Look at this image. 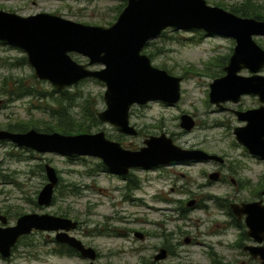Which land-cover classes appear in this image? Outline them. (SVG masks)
<instances>
[{"label":"rangeland","instance_id":"1","mask_svg":"<svg viewBox=\"0 0 264 264\" xmlns=\"http://www.w3.org/2000/svg\"><path fill=\"white\" fill-rule=\"evenodd\" d=\"M207 1L217 5L219 1L231 4L242 0ZM256 1L264 6V0ZM125 3L126 0H0V9L24 16L48 12L87 24L109 26L116 21ZM255 40L264 48L263 36H256ZM235 43L231 37L207 34L202 30L166 29L159 38L151 41L148 48L145 47L144 52L150 56L149 51L154 50L155 57L151 59L155 66L183 78L180 100L176 104L154 100L145 105H134L130 121L140 132L137 136L121 133L114 125L100 120L91 130H104L107 137L132 150L143 146L146 137L164 132L173 138L175 144L219 155L225 159L223 163L193 162L187 166L173 165L152 171L133 168L131 178L125 179L108 169L99 157L39 153L18 146L13 141H3L0 142V209L7 212L10 224L14 225L16 219L25 213L67 214L66 217L80 222V226L71 234L96 249V264H147L161 245V240L154 237L140 240L132 230H157L145 225V218L160 216L145 206V199L152 207L163 206L162 203L153 202L151 196L155 192L162 188L169 189L175 182L177 186L187 184L196 188L207 181L210 185L203 192L227 195L237 201L255 198L253 189L264 186V160L248 154L236 139L234 129L243 121L226 108L217 107L216 110V104L208 100L211 83L221 77L220 59L227 63ZM72 56L81 63L88 62L82 55L74 53ZM101 67L99 64L91 66L93 69ZM240 72L242 75L252 74L248 69ZM260 73L264 74V69ZM6 77L8 88L13 89L12 83L22 79L32 93L25 97H9L5 93L7 88L6 91L2 88ZM105 88L102 82L89 78L66 88L67 92L63 93L49 81L36 77L25 51L0 40V99L4 100L0 105V128L18 120H48L55 110L60 111L61 103L65 106L63 111L82 120L83 106L87 100L92 105L91 110L98 112L106 107L103 98ZM259 103L257 96L247 94L238 103L231 102L225 106L236 110L258 106ZM182 114H189L196 121V127L191 131H185L180 126ZM46 163L54 166L62 179L55 189L52 203L41 206L37 196L47 181ZM217 170L222 171L223 179L211 180L208 173ZM232 178L247 184L246 187L237 186L236 189ZM209 204L214 213L201 227L217 231L220 217L215 212V201ZM196 214L199 218L205 216L202 211ZM177 224L183 223L178 220ZM186 229L193 237L203 230L191 223ZM54 237L55 232L34 230L19 240L10 257L4 258L0 253V264L88 263L79 254L60 252V243ZM235 238L232 233L222 237L223 241L229 243L237 240ZM211 240L212 243L217 242L214 237ZM181 244L180 249L188 251L190 255L182 252L184 259L169 257L166 260L168 263L208 264L202 252L206 250L204 246ZM220 251L229 261L248 260V256L241 255L240 249L222 247Z\"/></svg>","mask_w":264,"mask_h":264},{"label":"water","instance_id":"2","mask_svg":"<svg viewBox=\"0 0 264 264\" xmlns=\"http://www.w3.org/2000/svg\"><path fill=\"white\" fill-rule=\"evenodd\" d=\"M168 28L197 29L235 40L225 74L210 85V101L221 107L227 101L238 103L243 95L259 97L260 107L235 111L247 123L236 127L234 133L251 154L264 160V74L260 73L264 68V48L255 40L256 36L264 37L263 19L240 16L207 0H127L116 21L109 26L87 24L48 12L24 16L0 9V40L25 51L38 79L49 81L57 90L89 78L102 82L106 87L103 95L106 107L97 112L99 120L130 136L139 134L130 121L134 105L154 100L176 104L181 98L183 78L155 66L144 52L147 44ZM74 53L86 57L88 62H79L72 56ZM97 64L102 67L91 68ZM242 69L252 74L242 75L239 73ZM194 126L193 117L183 114L181 127L191 130ZM4 139L39 153L99 157L108 169L123 176L133 168L149 169L176 160H222L221 156L201 149L183 148L166 133L150 135L136 150L110 139L104 130L67 134L35 128L26 132L0 129V140ZM45 169L47 183L38 194L41 206L52 203L60 180L58 171L50 163L45 164ZM217 177L216 172L210 175L215 180ZM232 206L237 215L248 214L249 234L262 241L264 202L233 203ZM0 218L6 221L3 215ZM78 226L79 221L66 216L22 214L15 225L0 227V253L10 257L22 236L41 230L56 232L57 242L74 248L88 260L87 264H96V249L71 234ZM136 236L142 239L143 233L136 231Z\"/></svg>","mask_w":264,"mask_h":264},{"label":"flooded vegetation","instance_id":"3","mask_svg":"<svg viewBox=\"0 0 264 264\" xmlns=\"http://www.w3.org/2000/svg\"><path fill=\"white\" fill-rule=\"evenodd\" d=\"M219 63H221V76H223L225 74L224 68L227 65V63L224 64V60L222 61V59H220ZM257 98L260 102L258 106L255 105V106L240 108L236 110L246 111L248 109H255V108L260 107L262 103L258 96ZM208 100L210 101V96H208ZM0 101H2V103L4 102L3 99H0ZM211 103L214 105L216 104L213 102ZM228 103H231V101L221 103V107H219L216 104L215 105L216 110H218L219 108H226L227 110L235 113L236 111L235 109H233L230 106L228 107L225 106V104L227 105ZM182 115L180 116V120H181ZM246 123H247L246 121H243L242 125H239L236 127L244 126L246 125ZM180 126H181V121H180ZM195 127H196V121H195V126L193 128ZM0 129L12 131L7 128V125L5 126V128H0ZM191 130L185 129V131H191ZM26 131H16V132H26ZM3 141H9V140L7 139L0 140V142H3ZM244 148L246 152H248V154L253 155L250 153V151L245 146ZM186 149H197V148H186ZM209 154H212V153H209ZM224 160L225 159L223 157H222V160H217L213 158L183 159V160L172 161L168 164L158 165V166H155L149 169H145V168L143 169H145V171H152V170H161L167 167H171L173 165L176 167L187 166L193 162L211 163V162L217 161V162L223 163ZM45 172H46V169H45ZM179 172L180 171H178V173ZM215 172L218 173V177L216 180L223 179L224 175L221 170H217ZM215 172L208 173L209 178H210V175ZM180 174L185 176V174L183 173H180ZM131 175L132 173L130 170L129 174L125 176L123 175L121 176H123L125 179H130ZM210 179L215 180L212 178ZM232 181H233V184L236 186L235 187L236 189H237V186L244 188L247 185V184H243L242 181L238 182L237 180L233 178H232ZM46 183L47 181L45 182V184ZM171 185L172 186H170L169 189L162 188L160 191L155 192L151 196L153 202L157 204L162 203L163 206L156 205V207L155 206L152 207V204H147V200L145 199V206H147V209L156 214H160V216L156 217L155 219L150 218V217L145 218V225L153 226L157 228V230H150V229L145 228L144 230L145 232L140 231L143 233L142 239L136 236L137 230L135 231L132 230L134 232V236L140 240L151 239L152 237L158 238L161 240V245L157 249L154 246V248L156 249V252L151 256L147 264H170L168 263V261H166L169 257H173L174 259H177V260L184 259L181 256V253L184 252L183 250L180 249L182 245L181 242H184L185 244L190 245V246H196V245L204 246L206 250L202 252H203L204 258L207 259L208 264H264V255L262 254L264 253V239L262 241H258L255 239V237L249 234L250 228L246 222L248 214L244 213L243 215L239 216L235 213L234 208L232 206L233 203H238V204L252 203L255 201H259V200H262L264 202V193H263L264 186H260V187L253 189L255 193L254 195H256L255 198L237 201V200L230 199L227 195L226 196H216V195H213L211 192H203L210 185V182H207V181L204 183L202 182L198 184V187L196 188H192L191 185L187 186V184H182V186H177L176 182ZM210 201L212 202L215 201V204H216L215 212H216V215L220 217V221H221V222L220 221L217 222L218 223L217 227H219L217 231L211 230L210 228L204 229L201 227V225L204 226L206 224L207 219H209L210 215L214 213L212 212L211 205L209 204ZM37 202H38V196H37ZM198 211H202L205 216H203L202 218H199V216L196 214ZM0 215H3L6 217V221H3V219L0 218V227H8V226L13 225V224H10L9 216L7 215V212H5V210L0 209ZM17 219H16V222H17ZM178 220L182 221L183 224H177ZM190 223L198 229H203V230L198 231V234L196 237L191 236L190 231L186 229ZM79 226H80V222H79ZM230 233H232V235H235L237 237L235 239L237 240H235L233 243H229L228 241L227 242L223 241L222 237L227 236V235L229 236ZM55 236H56V232H55ZM211 237L216 238L217 242L212 243ZM199 238H203L206 240H200ZM54 240H56L55 237H54ZM60 244H63V243H60ZM63 245H64V250L66 254H69V255L79 254L80 255L78 251L70 253L69 252L70 246L68 244H63ZM148 245L151 246L150 244ZM215 245H217L216 250H215ZM15 246L12 248V252ZM175 247H177L179 250H176ZM222 247H230L231 249L233 248L240 249L241 255L248 256V260L238 259V260L229 261L225 258L224 255H222L220 251ZM184 253H187L188 255H190L188 251ZM161 254H164V257H159ZM188 255L187 257L190 258Z\"/></svg>","mask_w":264,"mask_h":264},{"label":"trees","instance_id":"4","mask_svg":"<svg viewBox=\"0 0 264 264\" xmlns=\"http://www.w3.org/2000/svg\"><path fill=\"white\" fill-rule=\"evenodd\" d=\"M216 4L220 5L221 7L229 9L240 16L264 19V6L260 4L259 2H257L256 0H242L239 3H231V4L226 3L224 1H219ZM125 5L126 3L124 4V6ZM121 7L122 5H120V8ZM150 45H151V42L148 43L146 47L148 48ZM149 54H150V57H153V58L155 57L154 50H150ZM7 78L8 77L5 78L6 80L4 81V85L2 88H5V91L7 88V92L5 93L6 94L8 93L9 97L11 98L25 97L26 95H30V93H32V91L28 87H25L24 83L22 82V79H18L17 81H14L12 83L13 89L8 88L6 85ZM61 92L66 93L67 90L63 89L61 90ZM71 101H74V100H71ZM91 107L92 105L87 100L83 106V116L84 117L82 120H80L75 117H72L71 115H68L67 111H63V109L65 110V106L61 103L58 108L60 109V111L55 110L52 118L48 120H35V119H31L29 121L18 120L15 123L13 122L8 123L7 128L12 131H26L31 128H35L37 130H42L45 132L58 131V132L67 133V134H78V133L91 132L92 127L97 126L99 123L97 111L91 110ZM52 121H54V123ZM61 179L62 178H60V180ZM75 190L76 188H74V191ZM65 216H67V214H65ZM61 251L65 252L63 244H60V252ZM69 252L72 253V252H77V251L69 247Z\"/></svg>","mask_w":264,"mask_h":264},{"label":"bare ground","instance_id":"5","mask_svg":"<svg viewBox=\"0 0 264 264\" xmlns=\"http://www.w3.org/2000/svg\"><path fill=\"white\" fill-rule=\"evenodd\" d=\"M264 20V19H263ZM40 131V130H39Z\"/></svg>","mask_w":264,"mask_h":264}]
</instances>
